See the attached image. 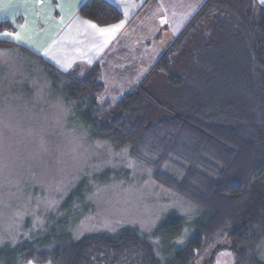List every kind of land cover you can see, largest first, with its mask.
Segmentation results:
<instances>
[{
    "label": "trees",
    "instance_id": "trees-1",
    "mask_svg": "<svg viewBox=\"0 0 264 264\" xmlns=\"http://www.w3.org/2000/svg\"><path fill=\"white\" fill-rule=\"evenodd\" d=\"M204 9L210 12V20L217 23V29L211 31L213 35L225 33L233 45L246 49L254 67L255 82L246 83V76H229L228 83L242 81L246 84V87L240 85L244 90L248 86L257 87V94L249 102L254 108L250 117L255 111L264 120V7L256 6L254 0H213ZM76 14L100 27L122 19L120 11L106 0H85ZM4 29L14 31L10 23H0V31ZM0 49L22 52L37 61L54 79L55 86L66 82L67 98L78 111L86 109L80 117L97 138L108 141L116 149L126 148L132 159L151 168L157 184L204 212L196 232L166 262L135 231L124 230L111 236L86 235L74 240L70 233H63L65 227L57 226L58 232L51 231V236L44 241L51 244L50 248H34L31 244L43 243L37 240L12 248L7 264H121L125 260L129 264H211L214 253L222 249L232 252L234 264H264V121L258 144L243 129L211 124L205 114L200 115L203 109L190 106L193 103H187L181 110L191 108L194 116L187 111L183 112L186 116L176 113V109L148 94L142 82L116 102L102 104L99 103L103 84L98 62L81 75H78L79 69L62 73L41 56L11 41L0 40ZM170 49L158 59L154 70L166 76L170 85L178 87L186 79L171 72ZM220 64L219 60L202 62L203 73H209L207 80L215 77L219 83L225 81L219 74L223 70ZM198 94L196 91L185 93L186 101H194ZM147 105L168 114L150 122L144 114ZM173 161L180 176L163 171V166ZM182 230L181 218L172 217L158 233L161 238L173 240Z\"/></svg>",
    "mask_w": 264,
    "mask_h": 264
},
{
    "label": "rangeland",
    "instance_id": "rangeland-1",
    "mask_svg": "<svg viewBox=\"0 0 264 264\" xmlns=\"http://www.w3.org/2000/svg\"><path fill=\"white\" fill-rule=\"evenodd\" d=\"M224 48L219 50H223L219 74L225 81L200 76L196 80L200 94L194 101L184 100L175 112L194 116L191 108L181 110L193 103L190 106L203 109L200 115L205 114L211 124L243 129L259 144L264 120L255 111L250 117L254 108L249 106L257 87L248 86V91L240 86L246 87L242 81L228 83L229 76L255 82L254 67L246 49L232 42ZM53 80L31 57L0 49V264L8 263L12 248L34 240L43 242L31 244L34 248H50L44 241L51 231L58 232L57 226L65 227L63 233L74 240L135 231L166 262L196 232L204 212L157 184L151 168L132 159L126 148L116 149L97 138L80 117L86 109L78 111L67 98V83L55 86ZM153 96L163 100V95ZM144 114L154 122L168 113L147 105ZM174 162L163 171L180 176ZM172 217L181 218V235L161 238L159 230ZM230 255L223 252L216 264H229Z\"/></svg>",
    "mask_w": 264,
    "mask_h": 264
},
{
    "label": "crops",
    "instance_id": "crops-1",
    "mask_svg": "<svg viewBox=\"0 0 264 264\" xmlns=\"http://www.w3.org/2000/svg\"><path fill=\"white\" fill-rule=\"evenodd\" d=\"M84 1L0 0V23H10L14 29L0 31V40L25 47L62 73L79 69L81 75L98 62L102 104L116 102L142 82L152 97L163 95L157 101L177 109L186 100L185 93L199 89L196 80L207 76L202 62L221 61L223 50H219L231 42L225 33L211 32L217 23L204 7L213 0H106L120 11L122 19L103 27L76 14ZM254 1L264 7L260 0ZM5 32L20 39L5 37ZM168 49L171 72L186 79L178 87L154 70ZM223 252L231 254L229 264H234L228 249L215 252L211 264Z\"/></svg>",
    "mask_w": 264,
    "mask_h": 264
},
{
    "label": "snow or ice",
    "instance_id": "snow-or-ice-1",
    "mask_svg": "<svg viewBox=\"0 0 264 264\" xmlns=\"http://www.w3.org/2000/svg\"><path fill=\"white\" fill-rule=\"evenodd\" d=\"M260 3H261V6H264V0H260ZM2 35L5 37H12V38L17 39V40L20 39L19 35H16L14 33L5 32Z\"/></svg>",
    "mask_w": 264,
    "mask_h": 264
}]
</instances>
